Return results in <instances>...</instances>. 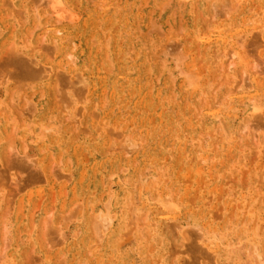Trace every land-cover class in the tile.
<instances>
[{"label":"bare ground","instance_id":"1","mask_svg":"<svg viewBox=\"0 0 264 264\" xmlns=\"http://www.w3.org/2000/svg\"><path fill=\"white\" fill-rule=\"evenodd\" d=\"M209 1L186 0L184 24L192 44L199 39L191 49L170 37L158 51L166 18L143 13L142 0H33L51 8L30 15L49 46L30 45L21 21L9 23L24 40L2 48L0 76L11 66L17 75L8 77L43 87L44 101L34 108L28 93L32 107L17 113L30 117L23 114L24 130L40 152L69 163L51 169L47 154L7 157L26 176L3 192L9 242L0 240V264H264L256 228L264 224V9L252 18L241 13L256 7L244 5L223 20L230 11L215 10L206 32L194 5L206 14ZM122 122L132 126L130 141L115 130ZM117 133L123 140L113 143ZM121 169L114 192L111 181L104 188L108 172ZM238 203L247 207L243 224ZM38 207L50 217L34 219Z\"/></svg>","mask_w":264,"mask_h":264},{"label":"rangeland","instance_id":"2","mask_svg":"<svg viewBox=\"0 0 264 264\" xmlns=\"http://www.w3.org/2000/svg\"><path fill=\"white\" fill-rule=\"evenodd\" d=\"M9 1H12V2H10L11 3V6H13V4L12 3H16V2H20V3H23L22 5H23V9L25 8L27 11H20L22 14H20L19 15V11H18V13H16V10L13 8L12 9V7H10L9 8V2L7 1V3L6 4H9L8 5V7H6L7 5H2L1 3H2V0H0V37L2 38H0L1 39V41L3 40V38L7 41V42H4L3 41V45H0V53L2 54L3 53V51H5V49H2L4 46H7V45H9V43H11L12 41H13V44L12 45H14L17 41V39L19 40L18 41V43L20 42V43H22L21 41L22 40H24L23 39V37L22 36H20V32H18V28L15 26H12L13 24H9V23H12V22H14V21H18V23H17V25H21V24H23V26H24V28L25 29H27L30 33H29V37L27 38V36H26V39H25V42H30L29 44L30 45H32V44H37V45H39V43H40V45H39V47L41 46V40H42V36H44L43 35V33L40 31V28L36 25L37 23H35V20L32 18V16L30 17V15L32 14V13H34V9L36 8V7H38V6H32V5H36V2H34V4L32 3L33 2V0H20V1H18V0H9ZM35 1V0H34ZM149 1V2H148ZM153 0H142V5H143V8H142V11H143V13L144 12H150L149 14H150V18H152V17H154V16H160L161 15V19H163V18H166V20H165V24H164V26H162V27H164L165 28V30L166 31H168V36H167V34L166 33H164L163 35H159L158 34V36L161 38V42L164 44V42L166 41V44H162V46L158 49V51H160L161 52V50L163 49L162 47H164L165 45H167V44H170V42L168 43L167 42V39H168V41H171V39L169 40V38L171 37H173V38H176L175 40L174 39H172V41L171 42H173V40L175 41V43L177 44V42L178 43H180V42H185L186 44H187V49H191V48H194V47H198L199 46V44H198V41H199V39L198 38H195V43H197V45L194 43V44H192V40L194 39V38H192L191 37V35L190 34H188V31L186 30V27H185V24H184V20H185V13H186V10H187V2H186V0H169V2L167 3L166 1L167 0H156V2H152ZM166 3H165V2ZM183 1V2H182ZM209 1V0H208ZM228 1H229V4H228ZM238 1V2H237ZM3 2H6V1H4L3 0ZM144 2H147V5H146V7H144ZM225 6H226V8L228 7V6H230V8L232 7H234L232 10L228 7V9L229 10H227L225 7H223L224 9H222V7H221V5L222 4H220V6H216L217 5V3H214L213 2V0L211 1H209V5H208V9H206L207 10V13L205 14V12L203 11V8L200 6V4L197 2L195 5H194V12H195V14L199 17V19H201V21H202V23H205L206 21H207V19H208V17H207V14L209 15V14H212L213 13V11H215V10H221V11H230L229 12V14H227V16H221V20H223V19H225V18H231V17H233V16H237V12L240 10V9H242L243 7L242 6H244V5H246L247 7H249L250 5H252V8L253 7H256V12H254L253 10H251V11H248V12H243V14L241 13V15H251V17L252 18H256V17H258V18H260V15H262V13H263V10L262 9H264V0H247V1H241V0H225ZM237 2V3H236ZM39 3V2H38ZM37 3V4H38ZM179 3V4H178ZM234 3H236V6H235V4ZM5 4V3H4ZM146 4V3H145ZM165 4V5H164ZM25 5V6H24ZM39 5V7H42L41 9L43 10L44 8H43V6L45 7V5H43V3H39L38 4ZM43 5V6H42ZM162 5H163V7H162ZM4 6V7H3ZM46 6H48V5H46ZM195 6H196V8H195ZM245 6V7H246ZM33 7H34V9H33ZM39 7H38V9H39ZM162 7V8H161ZM166 7V8H165ZM182 7V8H181ZM215 8V9H213V8ZM21 8V9H22ZM48 8V10H50L49 9V6L47 7ZM47 8L45 7V9H44V12L45 11H48L47 10ZM172 8H173V11H172ZM22 9V10H23ZM24 9V10H25ZM40 9V10H41ZM144 9V10H143ZM150 9H154L152 12H151V10ZM160 9L162 10V11H160ZM213 9V10H212ZM258 9V10H257ZM41 10V11H42ZM52 10H55V9H52ZM8 11H10V12H8ZM160 11V12H159ZM26 12V13H25ZM52 12H54V11H52ZM51 11H49V13L51 14L52 13ZM253 12L255 13V14H253ZM7 13H10L8 16H6V15H3V14H7ZM174 13V14H173ZM27 14H29V16H27ZM49 14V15H50ZM33 15V14H32ZM174 15V16H173ZM21 16L23 17V19L21 18ZM51 16H52V14H51ZM53 16L55 17V18H58V17H56L55 16V14H53ZM201 17H203V18H201ZM28 19L29 18V21L27 22V23H25V20L24 19ZM22 19V20H21ZM23 20H24V23H23ZM19 21H21L20 23H19ZM260 21L261 20H258L257 21V23H260ZM168 24H167V23ZM180 22V23H179ZM5 23H7V24H9V26L7 25V24H5ZM152 23V22H151ZM210 23V22H209ZM208 22H206V24H202V25H204L203 27L206 29V32L207 31H209L210 29V24H209ZM2 25H4V27L7 29V31L5 32V29H4V27L2 26ZM150 25V24H149ZM148 25V23H147V26H149ZM169 25H170V27H169ZM6 26H8V27H6ZM12 26V27H11ZM179 26V27H178ZM203 27L201 28V32H202V30L203 31H205V29H203ZM4 30H3V29ZM11 30H10V29ZM16 29L15 31H14V29ZM2 29V30H1ZM180 31H178V30ZM30 30H32V31H30ZM10 32V33H9ZM162 32H163V29H162ZM175 32V33H174ZM158 33V32H157ZM195 33H197V32H195ZM153 34H156V32L154 31V33H152V35ZM5 35H7V37L5 36ZM9 35V36H8ZM14 37H13V36ZM15 35H17L18 37L15 39ZM157 35V34H156ZM38 36V37H37ZM35 37H37V38H35ZM167 37V38H166ZM29 38H31V39H29ZM44 38V40H42V41H45L46 42V45L48 44V46H49V44H50V40H48V39H46V37H43ZM182 38L184 39V40H182ZM21 40V41H20ZM27 40V41H26ZM35 40V41H34ZM178 40V41H177ZM1 41H0V44H2L1 43ZM187 41H189V42H187ZM39 42V43H38ZM44 43V42H43ZM174 43V42H173ZM26 44V43H25ZM28 44V45H29ZM45 44V43H44ZM43 44V45H44ZM172 44V43H171ZM29 45V46H30ZM196 45V46H195ZM11 46V45H10ZM43 47V46H42ZM7 48H9L8 46L6 47V50H7ZM162 48V49H161ZM161 49V50H160ZM170 49V48H169ZM157 51V52H158ZM8 52V51H7ZM45 54H47V52L45 51L44 52ZM1 54H0V56H1ZM4 54H5V52H4ZM3 55V54H2ZM6 55V54H5ZM160 56H162L160 53H158V57H160ZM156 59H157V61H158V64H159V60L158 59H161V58H157L156 57ZM228 64H230L231 62L230 61H228L227 62ZM233 67V66H232ZM14 67H12L11 68V66L10 67H5V69L1 72L2 73V76H0V108H1V104L2 105H4V107L5 108H8L7 109V112L5 113V114H3L2 113V111L1 110H5V109H3L4 107H2V109H0V154H2L3 156L0 158V174H2L1 176H0V184H1V187L0 188H2V192H0V194L2 195V197H0L1 199H2V201H1V199H0V216L2 215L3 216V214H5V217L4 218H6V219H3V221H2V218L0 217V219H1V221H0V240L5 236L4 234H3V237L1 238V236H2V232L4 233V232H6L7 233V229H6V231H2V229L3 230H5V228H8L9 229V227L7 226L8 225V223H5V222H8V213H7V211H6V209H7V207H6V209H4L5 208V205H9V204H6L7 203V200H6V202H5V198H6V191L9 193L10 191H16L15 189H16V187H18V185H20V183H22L21 182V180L23 179V178H25V176H26V173L25 172H23L21 169L19 170V167H17L16 169H15V165H13V163H14V161H13V163L12 162H10L9 160H8V158L7 157H10L11 159L12 158H16L18 155L20 156L21 155V153H25V154H27L26 156H28V154H33V156H34V158H33V156L32 157H27V158H33V159H35V157L36 158H39L40 156H42V155H46L47 154V166H48V168H51V167H53L54 169L57 167V165H59V161H60V163H66V164H68L69 163V159L67 158V157H64V156H61L60 157V160L58 161V157L57 156H55V155H53V154H51L50 155V153H48L47 151H44L43 149H41V150H43V151H41L40 152V150H38V148L37 147H35L33 144H32V141H31V137H29V135H26L27 134V132L25 131L26 129H25V127H26V124H25V122H27L26 120H28V119H24L23 117H24V115H26V114H24L23 112L22 113H20L21 115H23V116H20V114L19 113H17V111H19V110H17V109H19V105H20V107L21 106H25L26 105V103H24L26 100L28 101L29 99H27V98H29L30 96H28V95H30L31 93L32 94H34L35 92V94L32 96V94H31V97L32 98H30V101L33 103L35 100V102H34V108H35V106L37 107L39 104H41L43 101H44V99H45V93H44V90H43V87L42 86H37V85H32L33 83H29V82H25V81H20L17 77H15V79H14V76L15 75H17V73H16V69H13ZM13 69V70H12ZM12 71V72H11ZM5 75V76H4ZM8 75H14L13 77H8ZM22 82H24V84L22 83ZM20 83H22V84H20ZM27 85H26V84ZM17 84H20L19 85V87L20 88H18V85ZM35 84V83H34ZM17 85V86H16ZM33 86V87H32ZM37 86V87H36ZM22 87H23V89H22ZM25 87V88H24ZM38 87H39V89L40 88H42L40 91H42L43 93H41V94H44V96H41V95H39V93H40V91L38 92ZM37 89V90H35V89ZM14 89V90H13ZM11 91H13L12 93V95L10 96V92ZM15 91V92H14ZM28 93H30V94H28ZM19 95V96H18ZM21 95H23V96H21ZM27 95V96H26ZM10 96V97H9ZM17 96V97H16ZM38 96H40L41 98L40 99H35L36 97H38ZM21 97H23V99L21 98ZM12 98H15V99H13L12 100ZM19 98V99H18ZM26 98V99H25ZM34 98V99H33ZM6 99V100H5ZM25 99V100H24ZM9 100H10V102H9ZM23 100H24V102H23ZM43 100V101H42ZM17 101V102H16ZM21 101V102H20ZM29 101V102H30ZM42 101V102H41ZM3 102H4V104H3ZM14 102V103H13ZM30 102V103H31ZM37 102H39L38 104H37ZM6 103V104H5ZM10 103V104H9ZM20 103V104H19ZM28 103V102H27ZM29 103V104H30ZM31 103V104H32ZM150 103V102H149ZM25 104V105H24ZM35 104H37V105H35ZM5 105H8V106H5ZM10 105H12V106H10ZM13 105H14V107H16L17 106V108L15 109L14 107H13ZM27 107L28 106H31L32 107V105H26ZM10 107H12V111H11V108ZM31 107H29V108H31ZM33 108V109H34ZM13 109H15V110H13ZM32 110V109H31ZM35 110V109H34ZM6 111V110H5ZM20 111H22L21 109H20ZM10 113V114H9ZM5 115H7L6 117H5ZM19 116V117H18ZM27 116V115H26ZM25 116V117H26ZM22 117V118H21ZM6 118V119H5ZM13 118V119H12ZM17 118V119H16ZM27 118H30V117H28L27 116ZM16 119V120H15ZM24 120L23 121V123L21 122V120ZM20 121V122H19ZM5 122V123H4ZM12 122H14V126H12ZM16 122V123H15ZM19 122V123H18ZM1 124H3V125H1ZM125 125V126H124ZM5 127V128H3V127ZM80 126H82V125H78L77 124V128H79ZM125 127V129H122V128H124ZM11 127H12V130H11ZM23 127V128H22ZM2 128V129H1ZM25 129V130H24ZM132 129V126L131 125H129L128 123L126 124L125 122H122V123H120L119 124V130L118 129H115L116 131H120V133H122V134H129V135H127L128 136V141H130V140H132V132L130 131ZM2 130H3V132H2ZM24 130V131H23ZM114 130V131H115ZM123 131V132H122ZM22 132V133H21ZM9 133V134H8ZM25 133V134H24ZM12 134V135H11ZM22 134H24V136L22 135ZM118 134V136L120 135L119 133H117ZM117 134H114L113 136H115V137H113V143H116V142H120L121 140H123L122 139V135H120L119 137H116L117 136ZM10 135V136H9ZM124 136L123 135V138L124 137H127V136ZM9 138H8V137ZM14 136V137H13ZM27 136V137H26ZM19 138L20 139H22V140H19ZM25 138V139H24ZM10 139V140H9ZM12 139V140H11ZM26 140V141H25ZM21 141V142H20ZM116 141V142H115ZM11 144L12 145H14V147L13 146H11ZM24 146L25 145V147H23L22 145ZM8 145V146H7ZM10 145V146H9ZM7 147V148H6ZM15 148V150L13 149V148ZM28 147V148H27ZM30 147H32V148H30ZM26 149L25 150V152H22V150L23 149ZM8 149H9V152L7 153V151H8ZM12 149V150H11ZM3 151V153H1ZM12 151V153H10ZM24 151V150H23ZM15 152V153H14ZM29 152V153H28ZM7 153V154H6ZM41 153V154H40ZM18 154V155H17ZM25 154H24V157H25ZM30 154V155H31ZM19 156L17 157V158H19ZM20 157H22V156H20ZM14 158V159H15ZM66 158H67V161H66ZM10 159V160H11ZM13 159V160H14ZM32 159V160H33ZM54 160V161H53ZM9 161V162H8ZM49 162V163H48ZM54 162H55V164H54ZM56 163H58V164H56ZM7 164L8 165H10V164H12L13 166H15L14 168L11 166V168H10V166L8 167L7 166ZM52 165V166H51ZM54 165V166H53ZM52 169V168H51ZM50 169V170H51ZM59 169V168H58ZM8 170V171H7ZM19 170V171H18ZM18 171V172H17ZM22 171V172H21ZM52 171V170H51ZM52 172H54V170L52 171ZM121 172H122V174L123 173H125V171L124 170H116V171H112V172H108L109 174L107 175V179H106V185H105V187L104 188H107V186H108V184H110V181L113 183H111L109 186L110 187H108V189L111 191L112 189V191L111 192H114V190L116 189V182L115 181H117V179L121 176ZM14 173V174H13ZM16 175V176H15ZM110 175H112L113 177H112V180H111V176ZM243 175V173L242 174H240V176L241 177H243V179L245 180L246 179V175H245V173H244V175ZM22 177V178H21ZM109 177V178H108ZM235 178V179H234ZM9 181V183H8V181ZM15 180V181H14ZM20 182H19V181ZM7 181V182H6ZM2 182V183H1ZM14 182V183H13ZM237 182H238V179H237V177H234L233 175H231V178H230V180H229V183L228 184H233V185H236L237 184ZM17 183V184H16ZM115 183V184H114ZM14 184H15V186H14ZM6 185H8V186H6ZM8 187H10L11 188V190L8 188ZM15 187V188H14ZM14 189V190H13ZM10 190V191H9ZM0 191H1V189H0ZM3 192H4V197H3ZM0 195V196H1ZM8 196L9 195H7V198H8ZM11 197V196H10ZM106 196L105 195H103V198H105ZM10 199V198H9ZM9 199H8V201H9ZM3 200H4V204L2 203L3 202ZM237 202H239V201H237ZM241 204V205H240ZM238 205H240L239 206V210H241L242 212L240 213V217L242 218H240V223H244L245 222V218H244V215L242 214L243 213V211H245L246 209H247V207L246 208H244L242 205V203H238ZM9 207V206H8ZM4 210L6 211V213H7V216H6V213L4 212ZM39 210H40V212H41V209H39V207H38V209H35L33 212H35V213H32V216L34 217V219H36L38 216L39 217H41L42 216V214L39 212ZM2 211H3V213H2ZM2 213V214H1ZM46 216L45 217H47V215L50 217V215L49 214H46V213H44ZM44 214H43V216H44ZM42 216V217H43ZM243 216V217H242ZM49 217H47V219L49 218ZM183 219V218H182ZM44 220V219H43ZM4 222V223H3ZM46 221H43V224L41 225V226H43V227H41V231H42V228H45V226H46V223H45ZM6 224V226L4 227V225ZM2 225H3V227H2ZM262 225V226H261ZM259 227V229H261V230H263L264 229V224H260V226H256V228H258ZM69 229V231H72L73 230V224H71V225H69V227H68ZM72 228V229H71ZM45 230V229H44ZM5 233V234H6ZM8 234V233H7ZM261 234V239H262V241H261V243L263 244V250H264V233H260ZM31 235V234H30ZM5 240L4 241H7L8 240V242H9V236L8 237H6L5 236V238H4ZM8 242H6V243H8ZM2 244L4 245L5 244V242L3 243V240H2ZM30 244V242L29 243H27V247L29 248H31L30 250H29V252L27 253V255L29 254H31V252L30 251H32V250H34V252L32 251V255H33V257L34 256H36L37 254H35L37 251H36V249L35 248H33L32 249V246H28ZM3 245H1V241H0V247L1 246H3ZM31 245V244H30ZM5 246V245H4ZM34 247V246H33ZM2 248V247H1ZM4 248V247H3ZM6 248V247H5ZM4 248V249H5ZM27 251H28V249H27ZM29 255L27 256V257H29ZM31 256V255H30ZM30 258V257H29ZM31 258H32V256H31ZM30 258V259H31ZM28 262H29V260H27ZM78 262V261H77ZM26 264H27V262H26ZM28 264H30V262L28 263ZM31 264H33L32 262H31ZM74 264H76L75 262H74ZM79 264H80V262H79Z\"/></svg>","mask_w":264,"mask_h":264}]
</instances>
